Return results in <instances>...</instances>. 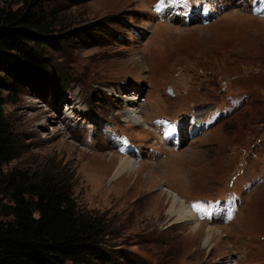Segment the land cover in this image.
I'll return each mask as SVG.
<instances>
[{
  "label": "rangeland",
  "instance_id": "rangeland-1",
  "mask_svg": "<svg viewBox=\"0 0 264 264\" xmlns=\"http://www.w3.org/2000/svg\"><path fill=\"white\" fill-rule=\"evenodd\" d=\"M39 3L55 30L96 39L43 47V68L8 80L18 146L3 169L65 170L77 204L107 219L111 260L77 264H264V0ZM170 128L178 146L161 140ZM121 157L135 170L115 179ZM168 191L195 220L167 212Z\"/></svg>",
  "mask_w": 264,
  "mask_h": 264
},
{
  "label": "trees",
  "instance_id": "trees-1",
  "mask_svg": "<svg viewBox=\"0 0 264 264\" xmlns=\"http://www.w3.org/2000/svg\"><path fill=\"white\" fill-rule=\"evenodd\" d=\"M53 24L39 0H22L16 8L0 0V195L9 200L0 205V264H77L89 257L111 260L105 250L107 219L77 204L70 174L61 169H3L18 146L3 109L8 80L17 84L32 69L43 68V47L59 51L63 41L90 35L87 26L64 32ZM94 25V30L101 29Z\"/></svg>",
  "mask_w": 264,
  "mask_h": 264
},
{
  "label": "bare ground",
  "instance_id": "bare-ground-1",
  "mask_svg": "<svg viewBox=\"0 0 264 264\" xmlns=\"http://www.w3.org/2000/svg\"><path fill=\"white\" fill-rule=\"evenodd\" d=\"M129 100V99H128ZM131 101V100H130ZM133 106V105H130ZM137 108L136 107H132L131 109H129L128 113V117L130 119H132L133 122L135 123H139L138 121V116H137ZM113 137V136H111ZM109 139L113 140L112 138L109 137ZM115 141V139H114ZM113 143L114 146H118L116 143H114L113 141L111 142ZM121 143V142H120ZM168 143V142H167ZM113 146V147H114ZM120 146V145H119ZM127 145H125L123 143L122 146H120L119 151L121 152L122 156H125L126 158L132 157L131 155V150L129 149V147H125ZM131 147V146H130ZM116 148V147H115ZM134 151V150H133ZM132 151V152H133ZM83 153L86 154V152L82 151ZM135 152V151H134ZM89 154V153H88ZM134 154V153H133ZM122 158V157H121ZM111 159V157H110ZM132 159V158H131ZM131 161V160H130ZM128 160H125L124 158L119 159L118 158V164L117 166L114 167L113 172H112V176L116 179V177L120 178L121 176H123L126 172L132 171L134 172L135 170V165L134 163L130 162ZM169 192V196L171 199V202L169 204V207L167 209V212L170 215H176V219L178 221H190V220H195L196 216L194 214V212L192 211L191 207L187 205H185V203H183V201L181 202L178 195L176 193H174L173 191H168ZM197 224V223H196ZM201 227H199L198 225H196L193 229L197 230ZM214 230L212 228H208L206 230V234L204 235L203 238V243H209L208 241L212 240L213 235H214Z\"/></svg>",
  "mask_w": 264,
  "mask_h": 264
},
{
  "label": "snow or ice",
  "instance_id": "snow-or-ice-1",
  "mask_svg": "<svg viewBox=\"0 0 264 264\" xmlns=\"http://www.w3.org/2000/svg\"><path fill=\"white\" fill-rule=\"evenodd\" d=\"M194 207H195V205H194Z\"/></svg>",
  "mask_w": 264,
  "mask_h": 264
}]
</instances>
